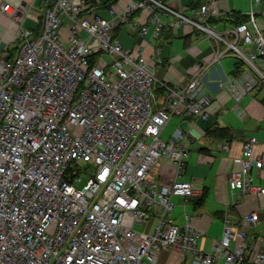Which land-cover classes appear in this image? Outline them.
<instances>
[{"label":"built area","instance_id":"built-area-1","mask_svg":"<svg viewBox=\"0 0 264 264\" xmlns=\"http://www.w3.org/2000/svg\"><path fill=\"white\" fill-rule=\"evenodd\" d=\"M114 1L102 18L99 0H43L41 29L20 30L16 55L0 57V264H148L162 251L181 264H264L243 229L225 223L205 252L197 248L202 232L169 218L172 198L187 201L198 190L178 180L191 151L187 135L175 128L164 140V131L173 118L205 119L213 94L203 81L208 64L171 84L156 77L160 53H143L165 30L223 45L215 61L233 52L244 66L219 83L238 101L264 83L254 64L264 57V36L245 23L226 33L231 40L215 33L208 21L219 15L216 0L184 10L169 0H123L118 10ZM1 11L10 15L9 5ZM142 14L139 43L122 46L115 33ZM256 143L241 142L238 168L227 175L237 200L264 197L250 176L264 169ZM159 161L172 164L174 180L150 178ZM241 222L253 226L258 215Z\"/></svg>","mask_w":264,"mask_h":264},{"label":"crops","instance_id":"crops-1","mask_svg":"<svg viewBox=\"0 0 264 264\" xmlns=\"http://www.w3.org/2000/svg\"><path fill=\"white\" fill-rule=\"evenodd\" d=\"M73 1L77 3L80 0ZM99 1L100 7L96 13L99 17L107 18L106 4L111 0ZM169 1L175 8L184 10L188 7H198L205 0ZM216 1L219 15L209 24L219 36L231 40L226 33L242 22L247 24L252 34L264 36V0ZM113 4L116 9L121 10L124 2L118 0ZM3 5H9L10 15L2 13ZM251 11L253 21L249 20ZM42 13L43 0H0V57L5 60L13 59L18 44L17 33L26 29L36 34L42 26ZM167 19L169 18L165 19L167 22H171V19ZM145 20L144 14L133 15L129 25L115 33L117 38L119 35L122 41L129 42L130 46L126 47L138 44L136 26ZM194 35L196 33L184 36L182 29L178 34L165 30L160 40L151 41L143 50L146 55L156 51L160 53L163 61L158 68V80L171 84L191 78L200 71L201 67L198 65L208 64L203 81L213 94V101L205 119L190 123L173 118L167 125L171 126V131L178 128L187 135L185 143H190L191 151L178 180L192 182L193 187L198 190L196 196L187 201L180 198L171 199L173 208H178V216H171L170 219L175 226L190 225L203 233L197 243V248L201 251H209L210 247L221 239L223 226L227 223L234 230L243 229L247 232L249 241L256 246L253 256L264 255V197L245 196L237 200V195L230 191L227 184V175L238 168V160L242 154L241 142L245 138L253 137L257 140L254 153L264 162V92L258 86L251 94L235 101L231 93L220 87L219 83L235 75L236 60L232 63L230 75H225V70L231 65H228L229 61H224L225 66L222 64L227 56L215 61L224 46L208 40L209 45L205 47L201 44L205 39L200 36L194 38ZM175 38L182 44V48L172 56L170 48L172 39ZM243 69L244 66L240 71ZM224 145L226 149L222 148ZM250 176L254 185L264 189V169H253ZM150 178L160 184L171 182L175 178L172 164L169 161H159L153 167ZM252 212L258 215L257 224H243L242 216ZM185 217H188L189 221ZM148 264H181V257L173 252L162 251L156 261ZM218 264H223V259H220ZM246 264L255 263L250 259Z\"/></svg>","mask_w":264,"mask_h":264},{"label":"rangeland","instance_id":"rangeland-1","mask_svg":"<svg viewBox=\"0 0 264 264\" xmlns=\"http://www.w3.org/2000/svg\"><path fill=\"white\" fill-rule=\"evenodd\" d=\"M170 19V18H169ZM169 19H167V20H169ZM261 30H263V29H261ZM198 36H200L201 38H204L203 36H201V35H194V38H196V37H198ZM123 37H126V36H123ZM127 38V37H126ZM118 39H119V42L121 43V45H123L124 47H126L127 45L128 46H130V43L129 42H124V41H122V37L121 36H119L118 35ZM205 40H203L202 42H201V44L203 45V46H205V47H207L208 45H209V41H208V39H206V38H204ZM182 48V44L181 43H179V41H178V39H172V44H171V48H170V52H172V56L174 55V53H176V52H179L180 51V49ZM247 48H248V50L249 51H252L253 52V47L252 46H248V47H243V46H238V49L241 51V52H246V50H247ZM238 58V56L236 55V54H234L233 52H230L228 55H227V58L226 59H224L223 60V62H222V64H223V66H225V63L226 62H224V61H229L228 62V65L229 64H231V65H229V68H227L225 71H226V73H224L225 75L226 74H228V75H230V73H229V71H230V69L232 68L231 66H232V63L236 60ZM239 59V58H238ZM255 65L257 66V68L260 70V72L262 73V75L264 76V57H258L256 60H255ZM227 65V66H228ZM159 74H160V69H157V73H156V77L157 78H159L158 76H159ZM264 81V80H263ZM260 88H262V91L264 92V83H262L261 84V86H259ZM243 96H245V95H243ZM172 124V123H171ZM171 131V126H168L167 127V129H166V131H165V135H163V139L164 140H166L167 138H166V134L168 133V132H170ZM80 178H81V180H80V182L78 183V185H77V187L78 188H81L82 186H84L85 185V183H86V181H87V179H88V173H80ZM178 208H173V210L171 211V213L169 214V218H171V216L172 217H176V216H178ZM135 229H137V230H141L142 229V226L141 225H135Z\"/></svg>","mask_w":264,"mask_h":264},{"label":"trees","instance_id":"trees-1","mask_svg":"<svg viewBox=\"0 0 264 264\" xmlns=\"http://www.w3.org/2000/svg\"><path fill=\"white\" fill-rule=\"evenodd\" d=\"M193 8H194V7H193ZM195 8H196V6H195ZM212 20H214V19H210L208 22L211 23ZM243 23H245V22H242V23H239V24H243ZM239 24H237V25H239ZM242 66H243V65H242V62H241L240 60H237V59H236V63H235V65H234V72H235V75L238 74V73L240 72V68H241Z\"/></svg>","mask_w":264,"mask_h":264}]
</instances>
